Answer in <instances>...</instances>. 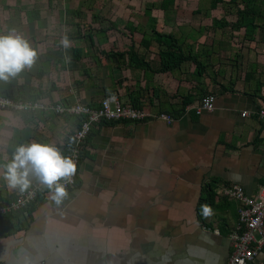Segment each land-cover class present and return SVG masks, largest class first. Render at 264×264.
Returning <instances> with one entry per match:
<instances>
[{
    "label": "crops",
    "instance_id": "1",
    "mask_svg": "<svg viewBox=\"0 0 264 264\" xmlns=\"http://www.w3.org/2000/svg\"><path fill=\"white\" fill-rule=\"evenodd\" d=\"M13 29L38 55L0 96L91 108L116 96L174 119L95 123L59 203L49 189L0 215V264H225L240 202L222 190L264 186V0H0V33ZM167 49L196 59L158 70ZM207 94L213 109L198 112ZM81 119L0 109V164L33 141L68 156ZM20 191L0 175V203Z\"/></svg>",
    "mask_w": 264,
    "mask_h": 264
},
{
    "label": "built area",
    "instance_id": "2",
    "mask_svg": "<svg viewBox=\"0 0 264 264\" xmlns=\"http://www.w3.org/2000/svg\"><path fill=\"white\" fill-rule=\"evenodd\" d=\"M213 105L214 96L207 94L200 99L196 109L198 112L201 110L210 111L213 109ZM49 107H52L59 114H76L82 117L79 127L74 131V145L68 155L75 161L76 165L82 144L85 142L92 126L100 120L144 121L159 118L169 123L174 119L172 115L167 113L153 114L139 107L122 105L116 96H107L102 99L100 106L97 108H91L82 103L70 106L60 104L52 106L36 101L28 103L14 102L8 97L0 96V109L11 108L15 111H33ZM245 114V112H242L241 115L245 116ZM259 115L264 124L263 108L259 110ZM76 175L75 171L70 178H63L61 182L65 184L66 188L74 187ZM47 190H49V187L40 180L32 183L26 190L18 192L14 199L6 203H0V215L25 211L39 194ZM222 193L226 197L240 202L238 229L231 235L233 250L225 264H248L253 262L258 253L264 251V186L255 194H248L240 185L233 184L223 188Z\"/></svg>",
    "mask_w": 264,
    "mask_h": 264
},
{
    "label": "clouds",
    "instance_id": "3",
    "mask_svg": "<svg viewBox=\"0 0 264 264\" xmlns=\"http://www.w3.org/2000/svg\"><path fill=\"white\" fill-rule=\"evenodd\" d=\"M38 55L23 34L14 29L0 33V79L16 75L31 66ZM75 161L51 143L30 142L16 146L12 159L0 164L2 175L9 186L26 189L31 177L36 176L51 190V198L59 203L67 194L61 178H70L76 171Z\"/></svg>",
    "mask_w": 264,
    "mask_h": 264
},
{
    "label": "trees",
    "instance_id": "4",
    "mask_svg": "<svg viewBox=\"0 0 264 264\" xmlns=\"http://www.w3.org/2000/svg\"><path fill=\"white\" fill-rule=\"evenodd\" d=\"M215 3V1H214ZM213 3V4H214ZM248 19L246 18V15H243V24L247 25L248 23ZM111 26H115V25H111ZM150 26V30L151 32L155 33V35L157 36V40L159 43H162V34L158 33L154 27V25H149ZM168 38H171L170 35H168ZM143 42H146V40ZM149 42V40H147V43ZM192 59L193 61H195L196 57H193L191 55H185L182 51H176V50H164L160 52V66L158 68V70L161 71H166V70H170L173 69L177 66H179L182 62H184L185 60L188 59ZM191 100H187L185 101V104H183V108L185 105H187L188 103H190ZM99 122H105V120H100ZM98 122V123H99Z\"/></svg>",
    "mask_w": 264,
    "mask_h": 264
}]
</instances>
